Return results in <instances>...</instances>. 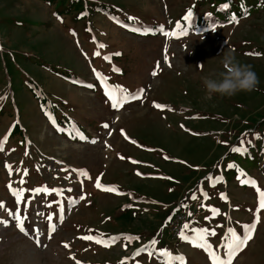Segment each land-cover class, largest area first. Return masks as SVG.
Instances as JSON below:
<instances>
[{
    "label": "rangeland",
    "instance_id": "374dc122",
    "mask_svg": "<svg viewBox=\"0 0 264 264\" xmlns=\"http://www.w3.org/2000/svg\"><path fill=\"white\" fill-rule=\"evenodd\" d=\"M82 2L87 9L80 17L74 12L57 15L60 0H0V139L8 135L0 151V201L6 204L0 209V264H165L166 258L149 245L153 239L158 242L155 249L182 255L186 264H211L208 254L181 239L168 220L194 201L191 206L199 217L186 234L195 238L193 229H215L217 234L207 240L224 257L227 230L242 236L243 225L255 218L257 188L264 191V0L227 2L242 15L238 24L193 28L180 37L165 36L164 31L183 23L189 9L195 18H208L210 4ZM98 7L115 10V17L95 11ZM98 43L107 47L100 49ZM222 49H234L240 63L252 65L259 84L251 92L223 98L214 94L206 100L201 78L223 70ZM97 50L100 56L93 55ZM117 52L121 55L111 61L103 59ZM158 62L161 70L153 76ZM113 65L121 72H114ZM93 69L129 93L145 89L142 100L113 109ZM35 90L46 97L50 109L41 108ZM153 101L171 110L156 109ZM14 124L20 127L18 133H12ZM241 139L246 151H232ZM6 164L12 166L11 175ZM74 169L87 170L91 179ZM97 177L123 195L97 189ZM246 178L256 186L242 184ZM10 182L26 190L23 195L30 203L17 205L7 187ZM41 186L63 189V195L27 191ZM221 193L228 199H221ZM85 194V200L70 203ZM52 201L63 203L62 221L59 205L47 206ZM17 208L27 217L24 232L9 215ZM210 208L221 214L205 219L212 216ZM50 224L56 225L54 232ZM84 235L117 239L104 247L80 239ZM145 246L153 251L151 257L147 251L134 256ZM233 264H264V209L253 239Z\"/></svg>",
    "mask_w": 264,
    "mask_h": 264
},
{
    "label": "snow or ice",
    "instance_id": "6c2138e0",
    "mask_svg": "<svg viewBox=\"0 0 264 264\" xmlns=\"http://www.w3.org/2000/svg\"><path fill=\"white\" fill-rule=\"evenodd\" d=\"M229 7V5L227 3L222 4L221 8L222 9H227ZM247 11L244 12V15H247ZM211 15V14H209ZM115 19V18H113ZM130 20H135L136 18L134 17H129ZM183 20L186 21L188 24L192 23L193 20V12L191 9L188 10L187 14L183 17ZM230 23H239V18L233 14L231 17V20L229 21ZM117 23H120V21L117 20ZM124 27H129L128 25H123ZM212 30H216V26L215 23H212L209 26ZM132 31H140L139 28H132ZM89 31H91V29H89ZM161 31H164V27L161 26ZM188 31L189 29L185 26L182 25L181 22H175V30L168 32V31H164L165 36L171 35L173 37H180V36H187L188 35ZM75 34V33H74ZM93 41L96 40L95 37L92 38ZM107 46L105 44L102 43H98V48L102 49V48H106ZM165 52H167V49H165ZM94 56H100L101 53L99 50L95 51L93 53ZM121 55V53L117 52V53H112L109 55H105L103 57V59L105 61H111L113 56H119ZM249 55H260V53H249ZM164 61L167 62L168 61V56L165 55L164 56ZM169 67H171V64L169 63ZM114 72H121V69H119L118 67L113 65V69ZM161 70V64L158 62L157 65L155 66V68L152 71V75L156 76L158 74V72ZM93 72L95 74V76L97 77L98 80L101 81L102 86L104 88V95L105 97L111 102V107L113 109H120L122 107H124L125 103L129 100L132 101H136V100H142L144 93H145V89L140 88L138 90H136L133 93H129L127 91V89H125L122 85H110L108 83V77L104 76L103 73L98 72L96 69H93ZM89 88L94 87V85L89 84L87 85ZM117 92H119L121 95L118 97L117 96ZM153 107L156 109H160V110H164V109H169V106L166 104H161L158 102L153 101ZM47 115V113H46ZM50 119L52 120V123L55 125V120L50 117ZM15 126V125H13ZM104 128H109V125L107 123H105L103 125ZM183 127V125L181 126ZM111 134V133H109ZM121 134L125 136V139H129V137H127V134L125 133V131L123 129H121ZM258 135V134H257ZM86 139V137H81ZM8 139V135L6 134L2 139H0V151H3V145L7 142ZM92 143H96L95 140H92ZM132 143H136L135 141H132ZM241 146L240 147H233L231 150L234 152H241V151H246V149L243 147L244 144V140L241 139ZM110 147V145H108ZM27 154V153H26ZM121 159H124L123 156L120 157ZM167 158V157H166ZM133 163H138L137 161H132ZM5 167L9 170V174L11 175L12 172V166L9 164H6ZM229 167H233V165H229ZM64 171H68L67 169H64ZM73 171L79 173L80 175L86 177L87 179H91L89 173L87 172V170H83V169H74ZM138 175L140 173H137ZM25 175H27V170H25ZM23 179H21V183H23ZM81 183H83L81 181ZM242 184H251L252 186H256V181L251 179V178H246V179H242L241 180ZM9 191L12 193V195L15 197L16 203L17 205L21 204L22 202L25 204L30 203V200L26 199L23 195L24 191H26L25 189H16L13 188L12 183L10 182L7 185ZM95 187L99 190L102 191H106V192H115L117 195H123V193H120L117 186L114 185H104L101 183V178L97 177L96 181H95ZM27 191H31L32 193H34L35 195H39L40 193H44L46 195H50L51 193H57L59 195H63V189H56V188H48L47 186H41L39 188H34L31 190H27ZM68 191H71V189H68ZM258 191V208L256 210L255 213V218L253 220V222L251 224H245L243 225V235L241 236L240 234L237 233V231L233 228H229L226 232V236L229 237V242L227 243V245H225L226 248V252L224 257H222L221 255L218 254L217 251H215L213 249V246L208 242L207 237L208 236H215L216 230L215 229H209V228H200V229H193V231L197 234L195 238H190L187 234H186V229L189 228V225L187 223H185L183 225L182 230L178 233V235L180 236L181 239L189 241L190 243L193 244L194 247H198L203 249L207 254H208V258L211 261V264H233L234 259L237 257V255L244 250V248H246L247 244L249 241H251L253 239L254 233L256 231L257 228V224L260 222V210L264 209V191L259 190L257 188ZM205 197H207V193L203 194ZM221 199L227 200L228 197L226 196V194L221 193L220 194ZM86 194L85 195H81L79 197L78 200H70V203L75 204L78 203L81 200H85ZM193 199H197V197L195 196V194H193ZM53 203H56L59 205V212H60V219L61 221L63 220V213L65 211L63 203L61 201H52L51 203H49L47 206L50 208L52 206ZM204 205H202L203 207ZM126 207H131V205H127ZM2 208H6V204L4 201H0V209ZM210 211L212 213V216H208L205 217V219H212L213 216H218L220 215V209L218 208H210ZM39 215H43V213H38ZM9 215L13 216L14 219L17 222V227H19L20 231L24 232L25 228H24V220L27 218L26 216H22L21 212L19 210V208H17V210L15 212L9 210ZM189 215H191V213H189ZM47 219L49 222H51L52 220V215H48ZM51 227V231H55L56 230V225L55 224H50ZM91 231V230H90ZM38 232V230H37ZM80 239L83 240H87V241H94L97 244H101L104 247H110L112 243L116 242V237H108L107 239H104L102 236L98 237L95 235H84L82 237H80ZM126 239H128L129 241H131L133 239V237H126ZM135 239H140L139 237H135ZM111 242V243H110ZM37 243H39V239H37ZM158 242L153 239L151 241H149V245L152 246V248L158 252L159 254H161L163 257L166 258L165 260V264H171V261L175 260V261H179L180 264H186L185 258L182 255H173L168 249L163 248V249H155V245ZM65 248H68L69 245L65 244L64 245ZM142 251H147L149 257H151L154 253L153 251H149L148 247H142L136 250V252L134 253V256H139L140 253ZM73 259H75V257H72ZM127 259V258H126ZM76 264H82L81 261H76ZM121 264H124V261H121Z\"/></svg>",
    "mask_w": 264,
    "mask_h": 264
},
{
    "label": "clouds",
    "instance_id": "9594fccd",
    "mask_svg": "<svg viewBox=\"0 0 264 264\" xmlns=\"http://www.w3.org/2000/svg\"><path fill=\"white\" fill-rule=\"evenodd\" d=\"M223 70L214 71L202 77L205 99L211 100L214 94L220 97H232L238 92H251L259 84V78L252 65L237 60L234 49L221 50L219 54Z\"/></svg>",
    "mask_w": 264,
    "mask_h": 264
},
{
    "label": "trees",
    "instance_id": "16d2710c",
    "mask_svg": "<svg viewBox=\"0 0 264 264\" xmlns=\"http://www.w3.org/2000/svg\"><path fill=\"white\" fill-rule=\"evenodd\" d=\"M49 2H54L55 0H48ZM204 2L201 4V6H204L206 4H210V9H211V16H209L208 18H195L193 17L192 23L188 24L186 21H184L183 23H181L182 25H185L189 30L193 29V28H198L199 30L203 31V30H209L211 29L209 26L212 23H215V26L218 25H222V24H230V20L233 14H235L239 19L242 18L241 14H236L233 12V9H222L221 5L225 4L227 2H233L234 0H203ZM86 6L83 4L82 0H76V1H69V0H60V4L57 8L58 14L59 16L65 15V14H69L70 12H74L76 15L82 17L83 15H85V11H86ZM95 11H99V12H106L109 15L111 14L112 17H115V15L113 14L116 13L115 10L112 9H108L106 7H98L95 8ZM195 24V25H194ZM139 27V26H138ZM160 29V28H158ZM33 85L30 84V89H36L35 87H32ZM35 93V97L40 101L41 103V108L44 110L50 109V104L46 101V97L42 94H40L39 92H37L36 90L34 91ZM15 126H13L12 129V133H18L20 131V127L17 124H14ZM194 213V212H191Z\"/></svg>",
    "mask_w": 264,
    "mask_h": 264
},
{
    "label": "built area",
    "instance_id": "2783aa9c",
    "mask_svg": "<svg viewBox=\"0 0 264 264\" xmlns=\"http://www.w3.org/2000/svg\"><path fill=\"white\" fill-rule=\"evenodd\" d=\"M188 222L187 216L184 212H180L170 222V225L174 226L177 230V234L182 230L183 225Z\"/></svg>",
    "mask_w": 264,
    "mask_h": 264
}]
</instances>
